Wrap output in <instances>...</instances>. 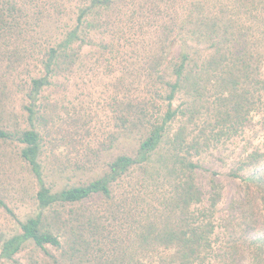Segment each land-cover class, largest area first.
Listing matches in <instances>:
<instances>
[{
	"label": "trees",
	"instance_id": "obj_1",
	"mask_svg": "<svg viewBox=\"0 0 264 264\" xmlns=\"http://www.w3.org/2000/svg\"><path fill=\"white\" fill-rule=\"evenodd\" d=\"M88 47L115 55L111 61L124 54L108 65L120 66L112 86L151 89L137 98L124 92L107 159L47 168L52 118L42 94L84 67ZM14 95L22 103L10 110ZM205 112L214 124L195 132ZM259 116L264 0H0V164L13 148L37 184L25 219L0 192V208L15 220L12 230L0 229V264H264V234L245 235L258 224L253 205L264 216L263 145L251 143L228 174L246 188L242 207L252 208L237 246L218 231L219 174L199 163ZM199 169L210 171L207 193ZM149 186L160 187L157 197L139 201V188ZM96 198L110 206L89 209Z\"/></svg>",
	"mask_w": 264,
	"mask_h": 264
},
{
	"label": "rangeland",
	"instance_id": "obj_2",
	"mask_svg": "<svg viewBox=\"0 0 264 264\" xmlns=\"http://www.w3.org/2000/svg\"><path fill=\"white\" fill-rule=\"evenodd\" d=\"M123 16L125 24L129 27L130 22L127 16ZM124 30H127L125 25ZM120 50L115 54L117 55ZM98 52L93 47L86 48L84 67L79 68L80 65H78L79 67L77 66L73 73L67 76L62 75L55 88H48L42 94L41 103L45 107L46 116L52 118L45 129L44 160L47 168L76 170L96 167L102 159H107V154L105 155L103 150L116 133L118 124L116 113L124 92L127 90L131 98H137L151 89L138 88L134 81L126 90L112 86L111 84L118 78L120 66L115 65L111 71L112 67L108 70V65L119 60L117 58L124 54L119 53L116 60L111 61L115 55L110 58V54ZM20 72L22 73L20 75L24 76V70ZM21 103L19 97L14 95L8 107L10 110L15 108L17 110ZM209 120L213 125V117L205 112L201 121H198L199 126L193 127V130L199 131ZM257 121L254 126L238 131L231 137L229 135L221 137V140L211 145L210 150L199 159L203 168L219 174L218 178L224 190L219 204L218 231L220 238H223L225 242L236 240V246L243 240L241 236L245 234L248 221L252 218V208L251 206L242 207L240 203L245 198L246 188L239 180L228 174L236 165L237 156H241L251 143L261 144L264 149V117L259 116ZM12 150L13 148L7 147L3 152L9 155L4 157L0 164V184L3 188L0 192L16 215L25 219L36 207L34 195L37 184L28 165L19 164L12 159ZM82 163H85V166ZM210 171L204 169L197 171L198 182L206 193L209 190ZM131 180L133 179H127L116 192L120 194L128 189L126 187ZM134 185L136 187V183ZM159 190V186L140 187L139 201L146 198L147 193L157 197ZM109 206L110 204L103 203L99 198L87 204L89 209H105ZM253 206V212L258 217L256 219L258 224L254 230L245 234L248 237L259 232L264 234V216L261 219L258 207ZM14 226L15 220L0 208V229L12 230ZM246 247V244L241 245V249ZM21 256L23 257L24 254Z\"/></svg>",
	"mask_w": 264,
	"mask_h": 264
}]
</instances>
